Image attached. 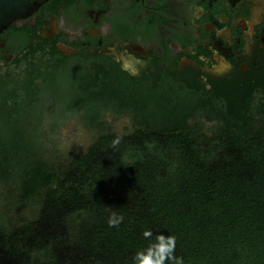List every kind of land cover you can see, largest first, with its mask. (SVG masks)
Masks as SVG:
<instances>
[{"label": "trees", "instance_id": "1", "mask_svg": "<svg viewBox=\"0 0 264 264\" xmlns=\"http://www.w3.org/2000/svg\"><path fill=\"white\" fill-rule=\"evenodd\" d=\"M13 36L20 54L26 35ZM194 92L35 50L0 69V264H133L159 235L176 237L184 264H264V123L251 114L264 78ZM109 110L129 114L133 132L102 135L59 166L37 155L68 114L99 126ZM197 119L220 126L206 137ZM12 199L29 212L17 224Z\"/></svg>", "mask_w": 264, "mask_h": 264}, {"label": "flooded vegetation", "instance_id": "2", "mask_svg": "<svg viewBox=\"0 0 264 264\" xmlns=\"http://www.w3.org/2000/svg\"><path fill=\"white\" fill-rule=\"evenodd\" d=\"M16 30L26 35L20 54ZM33 50L182 95L194 88L197 101L264 78V0H48L0 34V69Z\"/></svg>", "mask_w": 264, "mask_h": 264}, {"label": "rangeland", "instance_id": "3", "mask_svg": "<svg viewBox=\"0 0 264 264\" xmlns=\"http://www.w3.org/2000/svg\"><path fill=\"white\" fill-rule=\"evenodd\" d=\"M71 82L63 80L57 81V85L63 90H68ZM264 99L261 96H256L252 101L253 108L251 114L259 123H264ZM198 120V119H197ZM202 123L203 133L206 137H212L220 126L218 122L208 123L204 120H198ZM197 122L192 123L195 125ZM134 130V123L129 114H118L112 110L105 113L102 123L99 126H90L84 122L81 114H68L67 118L61 122L57 129L48 134L49 141L46 143L36 144L37 155L52 158V163L55 166L59 164H67L69 160L86 152L87 148L92 145L100 136L105 134L128 135ZM15 197V196H14ZM15 199V198H14ZM8 219L9 222L17 224L19 217H27L28 211H21L15 206L14 200H9L8 204ZM37 206L31 207V210L36 211Z\"/></svg>", "mask_w": 264, "mask_h": 264}, {"label": "clouds", "instance_id": "4", "mask_svg": "<svg viewBox=\"0 0 264 264\" xmlns=\"http://www.w3.org/2000/svg\"><path fill=\"white\" fill-rule=\"evenodd\" d=\"M119 141H116L118 143ZM124 217L113 212L108 218L109 227H119ZM145 238H151L152 232L145 231ZM176 237L159 235L144 249L138 250L133 257V264H184L181 257L174 255Z\"/></svg>", "mask_w": 264, "mask_h": 264}, {"label": "water", "instance_id": "5", "mask_svg": "<svg viewBox=\"0 0 264 264\" xmlns=\"http://www.w3.org/2000/svg\"><path fill=\"white\" fill-rule=\"evenodd\" d=\"M48 0H0V34L12 23L33 14Z\"/></svg>", "mask_w": 264, "mask_h": 264}]
</instances>
